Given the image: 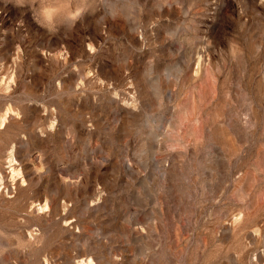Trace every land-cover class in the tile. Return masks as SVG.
I'll list each match as a JSON object with an SVG mask.
<instances>
[{
    "label": "rangeland",
    "instance_id": "obj_1",
    "mask_svg": "<svg viewBox=\"0 0 264 264\" xmlns=\"http://www.w3.org/2000/svg\"><path fill=\"white\" fill-rule=\"evenodd\" d=\"M0 0V264H264V0Z\"/></svg>",
    "mask_w": 264,
    "mask_h": 264
},
{
    "label": "clouds",
    "instance_id": "obj_2",
    "mask_svg": "<svg viewBox=\"0 0 264 264\" xmlns=\"http://www.w3.org/2000/svg\"><path fill=\"white\" fill-rule=\"evenodd\" d=\"M17 5L27 4L33 14L34 21L50 33H55L62 25L72 27L73 24L88 10L81 3L69 10L65 0H16Z\"/></svg>",
    "mask_w": 264,
    "mask_h": 264
}]
</instances>
